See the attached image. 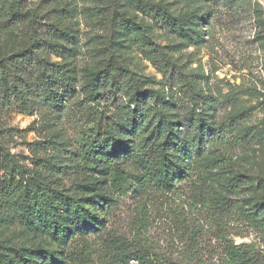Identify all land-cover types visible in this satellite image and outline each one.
Returning a JSON list of instances; mask_svg holds the SVG:
<instances>
[{"label":"rangeland","instance_id":"rangeland-1","mask_svg":"<svg viewBox=\"0 0 264 264\" xmlns=\"http://www.w3.org/2000/svg\"><path fill=\"white\" fill-rule=\"evenodd\" d=\"M25 50L35 51L22 63L29 75L39 77L43 58L72 67L76 82L59 100L0 86L1 254L44 247L64 264H141L135 252L151 264H226V246L244 244L264 264V0H0V60ZM113 122L124 145L143 150L153 134L192 172L166 191L137 158L118 165L123 185L89 168L84 146ZM7 163L35 186L109 194L104 210L103 198L88 202L104 231L64 244L34 213L30 226L28 201L1 202Z\"/></svg>","mask_w":264,"mask_h":264},{"label":"trees","instance_id":"trees-1","mask_svg":"<svg viewBox=\"0 0 264 264\" xmlns=\"http://www.w3.org/2000/svg\"><path fill=\"white\" fill-rule=\"evenodd\" d=\"M14 7L16 11L20 12L18 6L15 5ZM161 7H156L157 13L165 17L167 21H175V17L165 7ZM30 52L33 54L35 51L28 52L25 50L0 60V86L2 90L9 91L12 85V89L18 91L22 89V83H24L30 88H43L41 93L44 97L56 100H59L63 92L67 93L73 90L76 78L75 70L70 66L47 62L42 58L38 61L42 70L37 78L21 69L22 63L31 58ZM35 54L37 55V52ZM42 82L46 85L43 86ZM15 94L20 95L22 93L17 92ZM134 127L135 125H132V128ZM97 128V133L84 146L81 154L84 164L109 176L119 177L122 185L128 182L126 176L122 175L124 170L118 166L123 159L125 161L132 158L142 160L141 165L147 171V178L156 181V185L166 191H173L175 185L181 180H185L192 172L190 170L192 166L188 164L186 155L175 152L173 145L166 140L159 142L158 138L152 134L144 143V149L136 151V149H132L131 145H124L123 143L126 141L123 142L118 137L117 122L108 124L105 132L101 130V127ZM168 139L170 140L169 137ZM147 147L150 148L145 150ZM3 170L12 179H9L7 192L1 195V202L5 200L4 203L7 204L9 198L14 199L16 204H22L23 198L24 201H28L34 210L31 208L27 212L22 210L21 216L28 221L30 226H36L32 216L34 213L43 220L46 229L64 244H68L78 233L88 235L104 231L106 226L104 215L99 212L100 209L91 208L88 202L102 205L100 201L103 198L104 210L105 205L113 200L109 194L103 196L97 194L84 198L67 193L65 190L53 189L46 184L32 185L26 170H22L16 164L9 165L7 163L3 166ZM18 175H21L22 178H18ZM1 223L0 220V226ZM71 226L74 228L71 229ZM225 249L226 264H259L258 259L248 251L244 244H230ZM35 254L41 255L46 264L65 263L57 251L38 247L26 251L17 250L16 257H9L0 253V264H37L33 258ZM131 257L137 259L141 264H151L149 263L150 259L140 252H135Z\"/></svg>","mask_w":264,"mask_h":264}]
</instances>
